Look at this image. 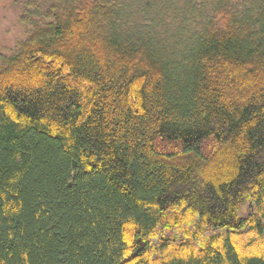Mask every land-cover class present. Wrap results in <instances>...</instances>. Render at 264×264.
<instances>
[{"label":"trees","instance_id":"trees-1","mask_svg":"<svg viewBox=\"0 0 264 264\" xmlns=\"http://www.w3.org/2000/svg\"><path fill=\"white\" fill-rule=\"evenodd\" d=\"M20 21L0 264H264V0H28Z\"/></svg>","mask_w":264,"mask_h":264},{"label":"rangeland","instance_id":"rangeland-1","mask_svg":"<svg viewBox=\"0 0 264 264\" xmlns=\"http://www.w3.org/2000/svg\"><path fill=\"white\" fill-rule=\"evenodd\" d=\"M27 1L0 0V55L9 53L20 39H23L28 32L33 30L32 25H25L20 21L24 4ZM39 1L45 8L55 0Z\"/></svg>","mask_w":264,"mask_h":264}]
</instances>
